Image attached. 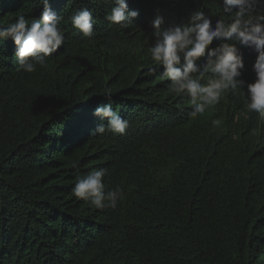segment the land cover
I'll return each mask as SVG.
<instances>
[{
    "label": "trees",
    "instance_id": "trees-1",
    "mask_svg": "<svg viewBox=\"0 0 264 264\" xmlns=\"http://www.w3.org/2000/svg\"><path fill=\"white\" fill-rule=\"evenodd\" d=\"M127 3L139 15L121 29L104 19L111 0H50L65 40L34 73L17 72L13 41H0V264H264V119L231 94L190 118L162 68L145 75L157 15L179 25L202 10L214 26L228 19L222 0ZM82 7L94 12L91 38L69 21ZM42 11L40 0H0V24ZM237 46L253 82L257 53ZM105 88L126 135H92ZM73 161L107 169L106 191L123 188L116 209L71 194Z\"/></svg>",
    "mask_w": 264,
    "mask_h": 264
},
{
    "label": "clouds",
    "instance_id": "clouds-1",
    "mask_svg": "<svg viewBox=\"0 0 264 264\" xmlns=\"http://www.w3.org/2000/svg\"><path fill=\"white\" fill-rule=\"evenodd\" d=\"M111 3L113 6L104 19L121 29L133 25L139 12L129 10L127 0H111ZM40 4L43 6L40 18L29 19L17 13L7 26L0 24V41L10 38L15 45L17 72L34 73L37 66L45 67L48 58L64 44L63 17L52 11L50 0H40ZM222 4L228 19H216L214 26L202 10L192 11L187 24L179 25L164 26V18L157 15L151 24L154 40L148 48L151 65L145 75L152 77L162 68L161 79L168 82V91L187 98L190 118L203 117L231 94L241 98L248 113H256L264 119V13L257 11L264 0H222ZM69 21L84 38L93 36L96 20L92 9H76ZM214 40L220 43L212 47ZM237 45L257 53L252 65L253 82L242 79L245 64ZM103 97L107 102L93 111L100 122L92 135H102L106 131L126 135L130 122L113 109L112 90L105 88ZM220 124V119L212 121L213 127ZM71 167L76 172L71 188L76 199L100 210L117 208L123 188L116 186L106 191L107 169L81 173L78 161H73Z\"/></svg>",
    "mask_w": 264,
    "mask_h": 264
}]
</instances>
